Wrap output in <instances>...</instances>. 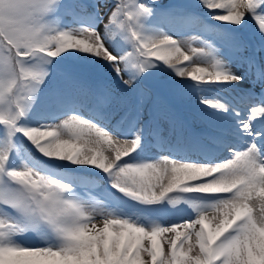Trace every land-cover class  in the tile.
Listing matches in <instances>:
<instances>
[{"label": "snow or ice", "instance_id": "6c2138e0", "mask_svg": "<svg viewBox=\"0 0 264 264\" xmlns=\"http://www.w3.org/2000/svg\"><path fill=\"white\" fill-rule=\"evenodd\" d=\"M0 264H264V0H0Z\"/></svg>", "mask_w": 264, "mask_h": 264}, {"label": "rangeland", "instance_id": "374dc122", "mask_svg": "<svg viewBox=\"0 0 264 264\" xmlns=\"http://www.w3.org/2000/svg\"><path fill=\"white\" fill-rule=\"evenodd\" d=\"M165 1H167V0H165ZM165 121L166 120H161L160 122H159V127H158V129H160L161 131H163V132H165L164 134H163V136H162V138H164V139H166L167 137H169V138H173V136H175V130L173 129V131H171V129H169V126H168V124H169V122L168 123H165ZM196 126H199L200 128L202 127L201 125H196ZM188 128V127H187ZM186 135L184 134V132L182 131V134L180 135V137L178 138H176L177 140H183V139H185L184 137H185Z\"/></svg>", "mask_w": 264, "mask_h": 264}, {"label": "bare ground", "instance_id": "6f19581e", "mask_svg": "<svg viewBox=\"0 0 264 264\" xmlns=\"http://www.w3.org/2000/svg\"><path fill=\"white\" fill-rule=\"evenodd\" d=\"M192 135H195V131H194L191 135H189L188 137H190V136H192ZM188 137H187V138H188ZM162 140L171 141V142H173V143H175V142L178 141V140L176 139L175 136H173V138H172V137H171V138L167 137L166 139H162ZM157 151H158V150H157Z\"/></svg>", "mask_w": 264, "mask_h": 264}]
</instances>
